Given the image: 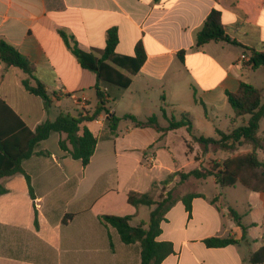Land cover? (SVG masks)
Wrapping results in <instances>:
<instances>
[{
	"label": "crops",
	"instance_id": "0c3cea01",
	"mask_svg": "<svg viewBox=\"0 0 264 264\" xmlns=\"http://www.w3.org/2000/svg\"><path fill=\"white\" fill-rule=\"evenodd\" d=\"M213 9L222 12L223 25L232 38L264 50V7L259 9L258 0H0V41L29 59L54 104L46 109L39 96L25 90L22 81L27 75L2 62L0 100L32 131L62 112L74 117L93 113L98 104L96 75L80 65L62 33L99 57L97 51L105 48L108 32L115 28L117 54L134 56L141 42L146 61L127 89H113L119 98L109 105L110 114H131L143 121L155 114L166 127L162 107L168 117L180 118L187 112L198 135L214 137L217 128L230 129L234 119V112H225L230 106L226 93L237 91L240 81H247L256 70L244 65L249 53L243 46L197 45V33ZM180 51H185L184 61L178 58ZM196 98L211 110L200 117L205 120V132L195 128L196 109L203 108ZM108 117L103 114L85 123L98 138L86 167L60 148L67 135L53 132L23 162L34 197L23 174L0 180L8 190L0 195V264L142 263L140 244L122 242L102 216H131L133 226L147 221L152 208L130 205L128 194L149 192L154 182L182 170L176 147L181 144L186 149L183 134L191 136L186 128L160 133L121 120L115 135L106 138ZM260 133L264 134V119ZM259 157L264 159V153ZM188 193L203 195L193 200L191 214L180 200ZM177 198L157 238L172 242L175 250L162 264H251V256L264 246V192H253L240 183L214 195L190 191ZM144 207L149 208L148 218L141 216ZM229 208L241 216L246 235ZM212 237L238 243L208 247L204 241Z\"/></svg>",
	"mask_w": 264,
	"mask_h": 264
},
{
	"label": "trees",
	"instance_id": "16d2710c",
	"mask_svg": "<svg viewBox=\"0 0 264 264\" xmlns=\"http://www.w3.org/2000/svg\"><path fill=\"white\" fill-rule=\"evenodd\" d=\"M258 4L259 9L264 7L262 0H258ZM62 35L80 65L95 73L98 104L93 113L82 112L78 117H74L62 112L55 120H47L32 131L5 101L0 100V180L16 174H23L27 179L31 196L34 197L31 177L25 171L23 162L36 154V148L42 141L48 139L53 132L67 135L65 140L60 141V148L68 152L74 159L80 160L83 167H86L94 155L98 138L85 123L92 122L103 114H109V130L104 134L106 138L115 135L121 120H130L136 127H152L160 133L186 128L192 140L199 145L204 153L210 150L229 152V156L224 160L211 161L207 167L194 168L190 171H176L160 183L154 182L149 192L131 191L127 197V202L130 205L152 208L147 221H142L139 225L133 226L131 216H102L104 223L117 230L122 242L125 244H140L141 264H162L167 257L175 252L172 242L158 241L157 238L162 234L161 224L166 220L167 212L179 199L174 196L173 189L156 199L153 190L159 184L168 187L176 177H179V184H183L191 178L205 180L213 177L221 188H232L241 183L253 192H264V159L259 157L260 152L264 153V134L260 133L261 122L264 119L263 89L241 80L237 91H228L226 93L228 103L234 111L233 126L227 131L217 128L214 137L198 135L189 113H182L180 118L168 117L164 107L161 108V112L168 122L166 127L161 126L158 116L155 114L144 121L131 114L117 117L110 114L109 105L113 100L119 98L113 89L124 90L131 85L132 76L140 71L146 61L143 44L139 42L136 45L134 56L117 54L119 34L117 29L114 28L108 32L105 48L97 51L100 54L98 57L95 53L80 49L77 43L69 41L66 34L62 33ZM196 39L198 46L210 42H225L243 46L249 53V59L244 65L253 70L264 68V50L244 46L232 38L226 32L222 22V12L219 9L211 11L203 27L197 33ZM184 54L185 51L178 53V58L181 61H184ZM0 62L7 66L20 68L27 75L26 79L22 81L25 90L39 96L44 101L46 109L52 108L54 104L52 94L36 78L34 65L14 46L4 40L0 41ZM121 69L127 71L130 76L125 75ZM196 102L203 106L205 114L208 116L206 104L198 98H196ZM239 118L242 119V124L236 125L235 121ZM245 145L251 148L240 151V148ZM190 149H192L191 146ZM7 191L0 182V195L5 194ZM202 196L199 193H188L180 200L191 214L193 200ZM218 199L219 196L214 197L212 202L216 203ZM229 213L242 226L244 235H246L247 227L242 225L241 216L238 212L233 208H229ZM35 226L39 227L37 210L35 211ZM204 243L208 247L219 248L236 244L238 241L232 238L212 237L206 239ZM250 262L251 264H264V246L251 256Z\"/></svg>",
	"mask_w": 264,
	"mask_h": 264
},
{
	"label": "rangeland",
	"instance_id": "374dc122",
	"mask_svg": "<svg viewBox=\"0 0 264 264\" xmlns=\"http://www.w3.org/2000/svg\"><path fill=\"white\" fill-rule=\"evenodd\" d=\"M247 61H245L246 63ZM247 81L254 84L255 86L263 89L264 94V68L257 69L255 72H251L248 74ZM199 111V112H198ZM226 113L233 114V109L231 106L228 107V109L225 111ZM208 113H211L210 108L208 109ZM196 117L197 121L195 124V128L197 130H200L201 132H205V126L203 125V122L205 120H201L200 117H205V110L201 106H198L196 109ZM177 118V116H176ZM161 122L164 123L163 118H161ZM236 125L242 124V119H237ZM233 126V123H232ZM231 126V127H232ZM185 139L188 141L186 145V149L183 148L181 144H178L176 147V153L175 157L179 161V168L183 171H190L194 168L199 167H207L209 166V163L211 161H222L227 156H229V152H224L221 150H210L207 153H204L198 144H196L191 137L188 136V134H183ZM190 146L192 149H190ZM250 146H243L240 148V151L249 150ZM195 157V158H194ZM147 171V170H146ZM167 178V177H166ZM165 178V179H166ZM164 179V180H165ZM179 180V177L177 179L173 180V182L168 187H163V185L157 186L153 190L154 197L156 199H159L161 196H164L169 190L173 189V194L175 197H178L185 192L190 191H201L202 193L208 194V195H214L216 193H220L221 187L215 182V179L213 177H210L206 180H196L194 178H191L189 181L179 184L177 181ZM144 212L141 214L142 217L148 218V210L149 208L144 207Z\"/></svg>",
	"mask_w": 264,
	"mask_h": 264
},
{
	"label": "built area",
	"instance_id": "2783aa9c",
	"mask_svg": "<svg viewBox=\"0 0 264 264\" xmlns=\"http://www.w3.org/2000/svg\"><path fill=\"white\" fill-rule=\"evenodd\" d=\"M242 59L246 60V56H243Z\"/></svg>",
	"mask_w": 264,
	"mask_h": 264
}]
</instances>
